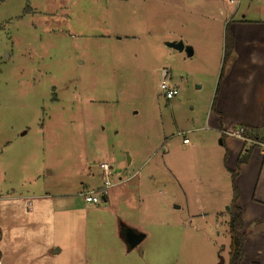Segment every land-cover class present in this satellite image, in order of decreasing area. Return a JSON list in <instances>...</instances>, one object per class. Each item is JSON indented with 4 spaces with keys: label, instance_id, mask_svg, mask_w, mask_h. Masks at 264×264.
Returning <instances> with one entry per match:
<instances>
[{
    "label": "rangeland",
    "instance_id": "rangeland-1",
    "mask_svg": "<svg viewBox=\"0 0 264 264\" xmlns=\"http://www.w3.org/2000/svg\"><path fill=\"white\" fill-rule=\"evenodd\" d=\"M242 16L264 0H0V264H227L211 104Z\"/></svg>",
    "mask_w": 264,
    "mask_h": 264
},
{
    "label": "crops",
    "instance_id": "crops-1",
    "mask_svg": "<svg viewBox=\"0 0 264 264\" xmlns=\"http://www.w3.org/2000/svg\"><path fill=\"white\" fill-rule=\"evenodd\" d=\"M226 26L233 36L234 46L220 79L218 76L211 109L217 128L224 135L225 165L235 169L245 143L226 131L237 123L264 126V19L229 18ZM223 41L225 45V30ZM259 147L257 145L247 162L240 166L235 179L239 190L237 204L242 210V231L247 233L240 264H264V151H259Z\"/></svg>",
    "mask_w": 264,
    "mask_h": 264
},
{
    "label": "trees",
    "instance_id": "trees-1",
    "mask_svg": "<svg viewBox=\"0 0 264 264\" xmlns=\"http://www.w3.org/2000/svg\"><path fill=\"white\" fill-rule=\"evenodd\" d=\"M234 46L233 36L226 26L225 28V45H224V54H223V62L221 66V71L219 75V79L223 72L224 63L227 57L231 54ZM213 108V103H212ZM234 129L242 128L243 129V136L253 141H258L263 143L264 142V126L252 127L245 125L243 123H237L233 126ZM224 135L221 134V143L224 145ZM256 144H246L245 148L238 156L235 169H228L230 172V182H231V200L229 202L227 212H228V233L230 238L229 244V253H228V261L227 264H240L243 255H244V242L247 237V233L242 231L243 228V220H242V210L237 204V200L239 197V190L236 186L235 179L238 175V170L240 166L247 162L249 159L253 149L256 147ZM227 157V153L224 154V164Z\"/></svg>",
    "mask_w": 264,
    "mask_h": 264
},
{
    "label": "built area",
    "instance_id": "built-area-1",
    "mask_svg": "<svg viewBox=\"0 0 264 264\" xmlns=\"http://www.w3.org/2000/svg\"><path fill=\"white\" fill-rule=\"evenodd\" d=\"M160 88H161V90H162V92H163V94L167 100L172 99L173 97H175L178 94L177 88L170 85V83H169L167 71H164L162 73ZM226 133L230 136L243 139L244 143L259 145V146L263 147V151H264V142L261 143L258 141H253V140H250L248 138H245L242 134L243 133L242 128H237V129L231 128V129L227 130ZM183 142H187V139L184 138ZM98 167L100 168V170L102 172V178L104 180V182H103L104 186L102 188L97 189V190H90V191H85L84 193H82V195L84 196V200L86 202L94 203V204L99 203V201L102 198H105V195L107 194V188L111 185V182L109 180V175L111 173V166L106 162H101V163H99ZM98 194H100V195H98Z\"/></svg>",
    "mask_w": 264,
    "mask_h": 264
},
{
    "label": "water",
    "instance_id": "water-1",
    "mask_svg": "<svg viewBox=\"0 0 264 264\" xmlns=\"http://www.w3.org/2000/svg\"><path fill=\"white\" fill-rule=\"evenodd\" d=\"M168 45L172 46V47H174V48H176L178 50L184 49V45H183V43L181 41L176 42V43H169ZM187 51H188V54L192 53L191 49H187ZM121 231H122L123 238L125 239V241L131 247L136 246L144 238L143 234L134 233V231H132L131 229H128V228L122 227ZM219 264H223V259L222 258H220V263Z\"/></svg>",
    "mask_w": 264,
    "mask_h": 264
}]
</instances>
